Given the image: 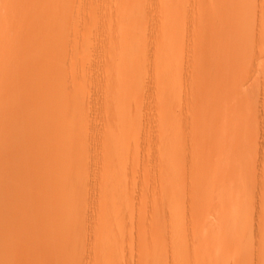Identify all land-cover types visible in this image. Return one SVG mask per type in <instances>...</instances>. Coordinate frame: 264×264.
<instances>
[{"label":"rangeland","instance_id":"1","mask_svg":"<svg viewBox=\"0 0 264 264\" xmlns=\"http://www.w3.org/2000/svg\"><path fill=\"white\" fill-rule=\"evenodd\" d=\"M0 264H264V0H0Z\"/></svg>","mask_w":264,"mask_h":264}]
</instances>
